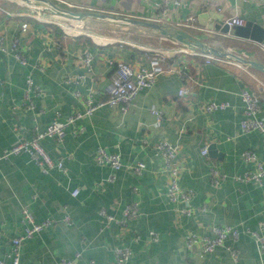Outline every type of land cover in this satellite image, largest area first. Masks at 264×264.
Wrapping results in <instances>:
<instances>
[{"label": "crops", "instance_id": "obj_1", "mask_svg": "<svg viewBox=\"0 0 264 264\" xmlns=\"http://www.w3.org/2000/svg\"><path fill=\"white\" fill-rule=\"evenodd\" d=\"M49 1L63 9L93 8L92 13L103 11L104 15L140 16L143 11L141 0ZM221 1L226 14L237 12L246 24L264 29V4ZM33 14L14 0H0L1 46L7 49L0 52V152L13 144L16 133L29 139L33 132L43 130L55 112L65 120L83 110L87 97L105 101L112 64H147L148 48L133 44L140 42L127 38L108 42L100 35L101 40H96L91 32L69 35L57 25L33 19ZM208 21L201 25L208 26ZM23 23L28 25L25 32H21ZM78 26L81 22L74 23ZM182 31L222 51L228 49L220 45L221 40L255 44L236 37L232 30L227 35L214 29L210 33ZM141 37L166 43V47L157 48L171 53L165 59L167 71L151 88L138 93L132 108L122 114L104 107L68 127L61 143L43 140L41 145L50 157L63 163L61 170L43 173L25 154L0 162L1 260L9 262L10 240L23 233L21 210L26 208L35 222L52 219L57 224L22 242L20 264H60L62 260L115 264L113 249L124 246L132 251L128 264H264V253L250 235L256 231L264 238V177L261 186L234 179L254 170L252 162L243 161L242 152H253L264 168V139L259 132L241 130L244 115L239 97L242 88L256 94L260 98L258 118L264 121V73L227 60L207 64L202 54L186 49V53L175 52L184 48L166 39ZM15 40L25 66L9 51ZM228 48L264 65L261 51L234 45ZM85 56L90 58L88 67L82 61ZM27 78L33 82L29 92ZM181 88L187 92L185 97L178 96ZM76 91L80 98L74 96ZM208 102H227L229 107L207 114L202 106ZM152 110L161 113L160 124ZM159 142L176 147L179 184L192 191L187 203H172L166 196L167 175L155 147ZM205 146L206 157L200 154ZM98 148L119 155L121 169L113 172L106 165H97ZM138 163L144 164L140 174L134 172ZM210 165L227 176L215 187L209 183ZM111 176L113 181H108ZM75 189L79 192L73 197ZM133 202L139 216L126 228L107 224L99 215L104 209L120 219L123 208ZM66 216L70 225L63 222ZM224 225L237 228L238 241H226L203 257L185 247L187 233L211 236L212 226ZM151 232L158 236L157 242L151 240ZM230 248L236 249V260Z\"/></svg>", "mask_w": 264, "mask_h": 264}, {"label": "built area", "instance_id": "obj_2", "mask_svg": "<svg viewBox=\"0 0 264 264\" xmlns=\"http://www.w3.org/2000/svg\"><path fill=\"white\" fill-rule=\"evenodd\" d=\"M238 1L253 5L264 4V0ZM141 5L143 11L140 16H132L129 14L120 16L111 12L106 15L130 18L158 25L172 26L176 29L191 30L199 33L212 32L206 25H201L199 23L198 16L204 13H215L221 15L223 24L227 25L229 29L234 27H244L246 25L244 18H242L237 12L226 14V5H224L221 0H141ZM76 9L81 12H91L93 8L77 7ZM100 14L104 15L105 13L100 11ZM32 18L57 25L66 33L71 34V32H69L62 24L51 22L47 19L43 20L42 18H39L38 15H33ZM27 27L28 25L23 23L21 25V32H25ZM2 42L3 40L0 37V52L6 53L7 49L1 46ZM254 43L258 46L260 51L264 53V38L262 42ZM9 51L22 66L26 65V60L18 49L17 40L12 43ZM145 51L149 53L146 58V65L134 67L123 61H118L115 64H112L114 70L110 82L105 88V93L107 95L105 101L95 102L91 98L87 97L83 102V110L73 112L66 117L65 120H60V112H55L51 122L47 124L43 130L33 132L32 137L29 139L19 133V129H16L18 132L16 133V139L9 148L0 152V162L7 160L11 156L25 154L30 158L34 165L42 170L43 173H48L52 169H63V163L61 161H54L42 147L41 142L43 140H52L56 143H61L68 127L73 126L76 121L84 117H91L96 111L104 107L115 108L122 114H125L130 108H132L135 105V99L138 93L142 90L151 88L156 79L167 71L165 68V59L169 56V53H171L155 49H145ZM175 52L186 53V50L180 49ZM193 53L198 55L197 52ZM204 58L207 64L212 61L221 60L211 56H204ZM82 61L85 66H89L90 58L88 56H85ZM1 84L2 80L0 78V85ZM26 84L27 91H31L33 84L32 79L27 78ZM186 93V90L181 88L178 91V96L185 97ZM74 96L76 98H80L81 95L76 91L74 92ZM239 97L242 103L244 115L240 124L241 130L243 132H259L264 139V121L258 118V113L260 111V98L256 94L244 88L240 90ZM228 107L229 104L227 102H208L203 104L202 109L205 113L210 114L215 111L226 110ZM152 114H154L156 118V124H160L162 119L161 113L156 110H152ZM80 131H83V128H80ZM155 147L161 156L164 166L163 168L167 175V198L172 203L179 201L187 203L192 196V191L183 189L179 184V169L176 165V147L168 142H159ZM200 154L204 157L207 156L208 149L206 146L200 150ZM241 157L245 162H252L254 170L245 173L243 176L235 177L234 179L240 183L251 182L261 186L264 177V168L258 161L256 155L251 151H245L242 152ZM95 162L97 165L108 166L113 172L119 171L122 167L119 155L108 153L102 148L97 149ZM143 169L144 164L138 163L134 168V172L136 174H140ZM226 177L227 176L222 174L215 166H209L208 178L210 186H218L226 179ZM113 179L114 177L111 176L108 181H113ZM78 192V189L73 190L72 196L75 197ZM201 210L203 212L205 211L204 208ZM99 215L105 219L107 224L115 223L123 228H126L128 222L138 218L139 208L137 203H130L123 208L122 217L120 219H116L114 216L107 214L104 209L99 210ZM63 222L67 225L71 224V220L68 216L63 218ZM21 223L24 227L23 233L10 240L11 250L6 255L9 262H5L0 259V264H20L19 257L22 242L24 240L31 239L34 235L39 234L48 228L54 227L57 224V222L52 219H46L40 223L35 222L32 214L26 208L21 210ZM211 232L212 235L206 237L199 236L192 232L187 233L185 236V247L188 250H197V256L203 257L207 254L213 253L216 248L222 247L226 241H232L235 243L238 241L240 236L237 228L229 225L212 226ZM250 235L256 240L260 252L264 253V238L256 231L250 232ZM150 237L153 242L158 241V236L155 233L151 232ZM1 238L2 234L0 232V242ZM137 240L138 238L135 239V241ZM229 253L231 257L236 260V249L230 248ZM113 255L115 264H128L132 257V251L126 246L116 247L113 249ZM60 264L71 263L67 260H62Z\"/></svg>", "mask_w": 264, "mask_h": 264}, {"label": "water", "instance_id": "obj_3", "mask_svg": "<svg viewBox=\"0 0 264 264\" xmlns=\"http://www.w3.org/2000/svg\"><path fill=\"white\" fill-rule=\"evenodd\" d=\"M22 6L38 13L49 14L53 17L67 21L81 22L88 27L108 28L104 21H114L111 27L114 30L125 28L128 32H134L139 35H149L156 38H163L175 44L182 46L184 49L191 52H197L204 56H211L221 60L232 61L240 66L253 69L264 73V65L253 60L246 59L235 53L219 50L202 40L192 36L182 30L166 25H158L130 18H122L111 15H100L91 12L72 11L63 9L49 0H14ZM44 3V4H42ZM208 21V29H218L222 35H227L230 30L236 37L249 39L260 43L264 38V29L258 25L248 22L244 27H234L229 29L222 22V16L215 13H204L198 16L200 24H205Z\"/></svg>", "mask_w": 264, "mask_h": 264}, {"label": "rangeland", "instance_id": "obj_4", "mask_svg": "<svg viewBox=\"0 0 264 264\" xmlns=\"http://www.w3.org/2000/svg\"><path fill=\"white\" fill-rule=\"evenodd\" d=\"M32 13H34L33 14L34 16L38 15V17L42 18L43 20L47 19L51 22L64 24L66 27L68 26V28L71 30V31L69 30V32H71V34H69V35H82V33H87V32L90 33L91 32L92 34L100 35V36L106 38V41H108V42H115V41L118 42V41L124 40V38H127L128 40L140 42V43H133L134 45L136 44V46H139V47H144V48H148V49L152 48V49L160 50V51H164V50H161V48H157V47H166L164 45L166 43L160 44V43H158V41H156L153 38L141 37V35L136 34L134 32H129V34H126L128 31L125 30V28H122L120 30H114L111 28V27H113L112 24H114V23L110 20L104 21L105 23H107L108 28L88 27L85 24L83 25V23H81V27H79V26L74 27L75 22H73V21H66L63 19H57L55 17H54L55 19L54 18L51 19V17H50L51 15H49V14H43V13L38 14V12H34V11H32ZM75 31H76V33H75ZM214 31L218 32V29H214ZM123 36H126V37H123ZM97 37H98L97 39L100 40V37L99 36H97ZM140 38H142V39L145 38V39L140 40ZM210 38H215V37L211 36ZM221 41L222 42L220 45L223 48L228 49L227 50L228 52H232V50H230L228 48V47H230V45H234V47L238 46V47L250 48V49H253V50L260 52V49L253 43L245 42L243 44H241V43L232 44V42L230 40H221Z\"/></svg>", "mask_w": 264, "mask_h": 264}, {"label": "trees", "instance_id": "obj_5", "mask_svg": "<svg viewBox=\"0 0 264 264\" xmlns=\"http://www.w3.org/2000/svg\"><path fill=\"white\" fill-rule=\"evenodd\" d=\"M61 7L63 8V6H61ZM65 28H66V27H65ZM66 29H68V31L70 30L69 28H66ZM70 31H71V30H70ZM82 34H86V33H82ZM92 37H94V38H96V40H98V39H97V38H98L97 35L93 34ZM100 40H101V39H100Z\"/></svg>", "mask_w": 264, "mask_h": 264}, {"label": "bare ground", "instance_id": "obj_6", "mask_svg": "<svg viewBox=\"0 0 264 264\" xmlns=\"http://www.w3.org/2000/svg\"><path fill=\"white\" fill-rule=\"evenodd\" d=\"M42 4H44V3H42ZM45 5V4H44ZM114 22V21H113Z\"/></svg>", "mask_w": 264, "mask_h": 264}]
</instances>
